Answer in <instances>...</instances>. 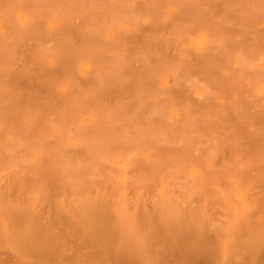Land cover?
<instances>
[{
  "label": "rangeland",
  "instance_id": "1",
  "mask_svg": "<svg viewBox=\"0 0 264 264\" xmlns=\"http://www.w3.org/2000/svg\"><path fill=\"white\" fill-rule=\"evenodd\" d=\"M263 88L264 0H0V264H264Z\"/></svg>",
  "mask_w": 264,
  "mask_h": 264
},
{
  "label": "bare ground",
  "instance_id": "2",
  "mask_svg": "<svg viewBox=\"0 0 264 264\" xmlns=\"http://www.w3.org/2000/svg\"><path fill=\"white\" fill-rule=\"evenodd\" d=\"M23 17H24V19H27V15H23ZM264 89V88H263ZM264 91V90H263ZM0 178H1V175H0ZM1 180V179H0ZM2 182V180L0 181V183ZM3 182H5V181H3ZM2 182V183H3ZM2 185V184H1ZM0 185V186H1ZM3 186H4V183H3ZM165 187V186H164ZM1 188V187H0ZM163 189V188H162ZM166 189V188H165ZM94 194V193H93ZM96 195V194H95ZM98 195V194H97ZM100 195H98V197H99ZM97 197V198H98ZM165 197V196H164ZM240 197H242V196H240ZM79 200H80V198H78ZM243 199V198H242ZM75 201H76V199H75ZM81 201V200H80ZM79 201V202H80ZM243 201V200H242ZM2 203V202H1ZM245 206V205H244ZM248 206V204H246V206H245V208H244V211L245 210H247L249 207H247ZM2 207V206H1ZM232 218H230V224L233 226V230H234V218L231 220ZM4 222V221H3Z\"/></svg>",
  "mask_w": 264,
  "mask_h": 264
}]
</instances>
